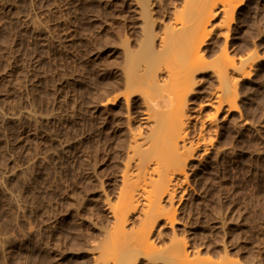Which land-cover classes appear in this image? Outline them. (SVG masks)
I'll list each match as a JSON object with an SVG mask.
<instances>
[{
	"label": "rangeland",
	"instance_id": "rangeland-1",
	"mask_svg": "<svg viewBox=\"0 0 264 264\" xmlns=\"http://www.w3.org/2000/svg\"><path fill=\"white\" fill-rule=\"evenodd\" d=\"M138 5L0 0V264H93L87 247L109 219L102 201L117 192L130 132L148 129L138 100L130 119L123 98L106 103L123 90L117 35L135 38ZM210 42L208 56L224 60L226 48L250 74L232 112L203 105L217 81L199 76L189 108L192 119L215 115L211 144L190 160L176 221L161 223L155 243L184 238L199 264H264V0H243Z\"/></svg>",
	"mask_w": 264,
	"mask_h": 264
},
{
	"label": "bare ground",
	"instance_id": "bare-ground-1",
	"mask_svg": "<svg viewBox=\"0 0 264 264\" xmlns=\"http://www.w3.org/2000/svg\"><path fill=\"white\" fill-rule=\"evenodd\" d=\"M137 1L142 20H137L135 38L130 42L125 33L117 35L121 41L117 45L125 48L118 67L123 90L106 103L123 98L130 119L129 108L138 100L142 107L138 118L148 129L130 130L117 192L102 201L109 219L105 225L99 221L106 227L97 243H92L97 236L89 238L93 233L86 236L92 240L87 248L96 250L93 264H137L140 258L150 264H199L192 260L184 238L173 236L161 247L155 234L158 237L162 222L172 227L176 221L173 200L187 182L189 162L196 150L202 148L201 156L211 144L207 124L215 115L206 114L204 121L192 119L197 114L193 116L189 108L199 76L211 71L217 81L214 95L203 105L214 104L216 111L225 108L226 112L238 108L235 86L250 72L228 59L226 48L221 49L224 60L207 54L213 30L228 29L243 0H181L179 9L171 0L167 7L164 0ZM217 14L220 23L211 25Z\"/></svg>",
	"mask_w": 264,
	"mask_h": 264
}]
</instances>
